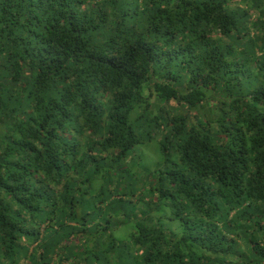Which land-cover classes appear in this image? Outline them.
I'll return each instance as SVG.
<instances>
[{"label": "trees", "instance_id": "1", "mask_svg": "<svg viewBox=\"0 0 264 264\" xmlns=\"http://www.w3.org/2000/svg\"><path fill=\"white\" fill-rule=\"evenodd\" d=\"M0 264H264V0H0Z\"/></svg>", "mask_w": 264, "mask_h": 264}, {"label": "rangeland", "instance_id": "2", "mask_svg": "<svg viewBox=\"0 0 264 264\" xmlns=\"http://www.w3.org/2000/svg\"><path fill=\"white\" fill-rule=\"evenodd\" d=\"M138 147L139 148H137L138 149L137 155L139 157L140 166L147 167L149 169H152L153 167H155V163L157 159L159 158V154L157 152L155 142L154 141L148 142ZM137 176L140 181L144 180V177H142V175L137 174Z\"/></svg>", "mask_w": 264, "mask_h": 264}]
</instances>
